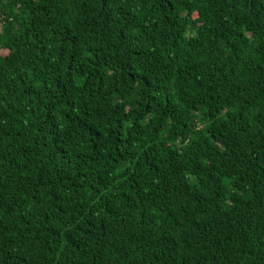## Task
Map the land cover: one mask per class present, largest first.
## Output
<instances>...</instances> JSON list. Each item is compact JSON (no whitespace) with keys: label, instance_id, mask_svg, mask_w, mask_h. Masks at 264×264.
I'll use <instances>...</instances> for the list:
<instances>
[{"label":"trees","instance_id":"1","mask_svg":"<svg viewBox=\"0 0 264 264\" xmlns=\"http://www.w3.org/2000/svg\"><path fill=\"white\" fill-rule=\"evenodd\" d=\"M0 264H264V0H0Z\"/></svg>","mask_w":264,"mask_h":264}]
</instances>
